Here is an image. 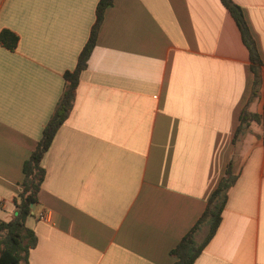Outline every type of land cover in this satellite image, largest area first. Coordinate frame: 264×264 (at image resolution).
Here are the masks:
<instances>
[{
    "label": "crops",
    "instance_id": "1",
    "mask_svg": "<svg viewBox=\"0 0 264 264\" xmlns=\"http://www.w3.org/2000/svg\"><path fill=\"white\" fill-rule=\"evenodd\" d=\"M97 1L0 0V31L18 36L14 51L0 46V221L14 216L22 164ZM232 1L262 61L260 95L249 106L262 120L233 143L252 75L220 0L112 1L40 162L27 264H171L169 251L234 157L221 223L193 264H264V0Z\"/></svg>",
    "mask_w": 264,
    "mask_h": 264
},
{
    "label": "trees",
    "instance_id": "2",
    "mask_svg": "<svg viewBox=\"0 0 264 264\" xmlns=\"http://www.w3.org/2000/svg\"><path fill=\"white\" fill-rule=\"evenodd\" d=\"M112 1L114 0L97 1L88 38L78 53L74 68L63 72V92L53 113L44 124L34 149L22 164L23 178L20 182V191L13 199L16 215L10 221H0V264H27V254L36 245L37 238L34 232L26 227L25 221L32 212L30 205L33 207L38 203L37 195L45 177V170L40 162L49 149L57 130L70 113L80 74L87 66L90 54L96 44L104 12L113 4ZM220 2L238 29L241 42L248 53L252 75L250 95L240 111L239 123L233 136V143H236L250 130L253 123H259L262 120L260 114L249 110L250 104L260 95L262 61L240 6L232 0H220ZM17 44L18 36L15 33L7 29L0 31V46L12 52L16 49ZM236 160L235 157L232 158L225 166L224 175L210 194L201 215L169 251V255L173 259L171 264H193L216 233L227 201L228 189L237 179L234 167Z\"/></svg>",
    "mask_w": 264,
    "mask_h": 264
},
{
    "label": "water",
    "instance_id": "3",
    "mask_svg": "<svg viewBox=\"0 0 264 264\" xmlns=\"http://www.w3.org/2000/svg\"><path fill=\"white\" fill-rule=\"evenodd\" d=\"M30 208H32V205H30ZM14 215H16V212H14Z\"/></svg>",
    "mask_w": 264,
    "mask_h": 264
},
{
    "label": "built area",
    "instance_id": "4",
    "mask_svg": "<svg viewBox=\"0 0 264 264\" xmlns=\"http://www.w3.org/2000/svg\"><path fill=\"white\" fill-rule=\"evenodd\" d=\"M43 217L42 214L40 215V218Z\"/></svg>",
    "mask_w": 264,
    "mask_h": 264
}]
</instances>
